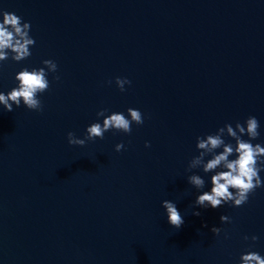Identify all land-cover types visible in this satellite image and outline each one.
<instances>
[{
    "label": "water",
    "instance_id": "obj_1",
    "mask_svg": "<svg viewBox=\"0 0 264 264\" xmlns=\"http://www.w3.org/2000/svg\"><path fill=\"white\" fill-rule=\"evenodd\" d=\"M0 8L30 22L36 40L27 60L0 69V91L45 59L59 76L48 77L43 111H0V264H239L245 251L264 255V187L238 208H196L186 171L196 138L225 124L255 116L253 143L264 142V0H0ZM117 77L131 81L124 92ZM129 107L144 115L130 134L68 144V132L83 138L101 109ZM165 199L183 216L179 229Z\"/></svg>",
    "mask_w": 264,
    "mask_h": 264
},
{
    "label": "clouds",
    "instance_id": "obj_2",
    "mask_svg": "<svg viewBox=\"0 0 264 264\" xmlns=\"http://www.w3.org/2000/svg\"><path fill=\"white\" fill-rule=\"evenodd\" d=\"M31 28V23L23 17L0 8V69L8 60L19 64L32 55L31 49L35 47L36 40L30 34ZM41 63L40 67L24 66L15 73V86L7 92L0 91V111L12 112L22 105L30 111H43L39 97L50 87L48 77L53 75L59 80V76L55 75L58 65L54 60L45 59ZM115 84L124 92L125 85H130L131 81L117 77ZM143 123L144 115L139 109L129 107L126 112L101 109L97 112L96 122L86 127L83 138L68 132L67 141L71 146L83 147L88 141L103 140L109 131L130 134L133 124L139 126ZM260 135V122L255 116H249L234 127L230 123L225 124L212 134L196 138L198 154L189 161L186 169L191 173L187 182L198 193L193 207L217 209L229 205L238 208L249 201V196L256 189L264 187V178L261 177L264 172V142L253 143ZM145 147H150V144L146 142ZM124 148L123 143L115 145L116 152ZM197 169L204 175L194 171ZM161 207L170 226L179 229L184 224L175 201L165 199ZM192 214L199 216L200 212ZM220 222L230 223V217L221 215ZM211 231L218 236L221 229L213 227ZM244 239L248 240V237ZM251 240L254 243L258 237L252 236ZM239 264H264V255L245 251L239 257Z\"/></svg>",
    "mask_w": 264,
    "mask_h": 264
}]
</instances>
